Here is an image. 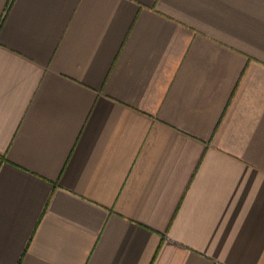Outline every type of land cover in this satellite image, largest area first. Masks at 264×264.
<instances>
[{
    "label": "crops",
    "instance_id": "0c3cea01",
    "mask_svg": "<svg viewBox=\"0 0 264 264\" xmlns=\"http://www.w3.org/2000/svg\"><path fill=\"white\" fill-rule=\"evenodd\" d=\"M0 264H264V0H0Z\"/></svg>",
    "mask_w": 264,
    "mask_h": 264
}]
</instances>
